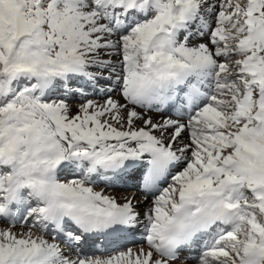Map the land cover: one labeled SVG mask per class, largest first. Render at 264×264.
<instances>
[{
  "label": "snow or ice",
  "instance_id": "obj_1",
  "mask_svg": "<svg viewBox=\"0 0 264 264\" xmlns=\"http://www.w3.org/2000/svg\"><path fill=\"white\" fill-rule=\"evenodd\" d=\"M0 264H264V0H0Z\"/></svg>",
  "mask_w": 264,
  "mask_h": 264
},
{
  "label": "rangeland",
  "instance_id": "obj_2",
  "mask_svg": "<svg viewBox=\"0 0 264 264\" xmlns=\"http://www.w3.org/2000/svg\"><path fill=\"white\" fill-rule=\"evenodd\" d=\"M103 81L100 82V85L98 87H103ZM89 91H91V89H89ZM96 98L98 99L99 97L96 96ZM141 179H142V175L138 176L137 178L134 176L132 178L128 179V182L126 184H122L117 185L115 188H108L107 190L109 192H115V194H129V195H137V197H139L141 195L140 191H139V186L141 184ZM125 185V186H124ZM100 187H103V184H100ZM129 189V190H128ZM140 246V242L137 239L136 241H130L128 243H126L125 245H121V250H123L125 247H139Z\"/></svg>",
  "mask_w": 264,
  "mask_h": 264
},
{
  "label": "bare ground",
  "instance_id": "obj_3",
  "mask_svg": "<svg viewBox=\"0 0 264 264\" xmlns=\"http://www.w3.org/2000/svg\"><path fill=\"white\" fill-rule=\"evenodd\" d=\"M141 175H142V173H137V174L133 175L132 177L135 176V177L137 178L138 176H141ZM132 177H130V178H132ZM127 182H128V181H127ZM127 182H126V183H127ZM126 183H123V184H126ZM102 184H103V183H102ZM118 185L121 186L122 184H118ZM124 186H125V185H124ZM103 187H104V184H103ZM111 189H112V188H111ZM128 190H129V189H128ZM108 192H109V191H108ZM110 193H112L113 195H117V196L129 195V194H119V195H118V194H115V192H113V191L110 192ZM128 242H130V241H125V242H122V243L125 245V244L128 243ZM123 244H122V245H123ZM193 254H194V253H193Z\"/></svg>",
  "mask_w": 264,
  "mask_h": 264
}]
</instances>
